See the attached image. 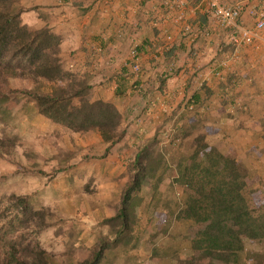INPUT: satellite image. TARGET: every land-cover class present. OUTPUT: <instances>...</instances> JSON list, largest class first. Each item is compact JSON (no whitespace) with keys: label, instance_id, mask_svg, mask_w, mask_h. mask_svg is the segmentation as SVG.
Instances as JSON below:
<instances>
[{"label":"trees","instance_id":"trees-1","mask_svg":"<svg viewBox=\"0 0 264 264\" xmlns=\"http://www.w3.org/2000/svg\"><path fill=\"white\" fill-rule=\"evenodd\" d=\"M23 8L19 0H0V74L27 80L28 86L15 90L29 97L39 114L72 132L93 130L105 143L103 154H107L124 136V130L119 129V123L110 125L107 121L104 111L114 102L106 93L110 89L115 101L122 102L126 96L144 91L143 80L132 71L128 59L127 65L116 69L98 64L101 49L93 51L91 47H85L82 58H75L73 51L62 49L60 38L49 27L23 28L16 21ZM119 29L116 37L124 39L127 28ZM148 42L146 36L144 43ZM164 54L168 57L171 52ZM242 77L237 70L230 71L218 86H230ZM154 80L158 81V89L164 90L166 76ZM215 91V87L202 83L189 99L195 107L209 106L214 99L220 101ZM182 100L173 113L178 116L174 137L178 142L189 141L184 144L175 173L182 187L181 202L175 201L177 209L171 211L180 231L158 247L159 254L170 259L161 264H264V199L256 201L255 189L248 183L259 169L218 147L201 159V153L221 135L202 132L198 113L179 111ZM256 103L248 110L254 112ZM260 125L264 128V119ZM155 137L158 145L153 151H148L147 144L129 150L133 152L132 157H126L131 174L117 209L102 220L108 225L106 239L100 240L89 257L68 264H108L127 251L124 240L137 220L136 206L142 199V169L151 185L164 178L166 163L162 156L165 158L169 146L159 143L163 136ZM168 189L171 193L169 183ZM154 200L158 203L159 195ZM53 220L43 203L34 206L30 202L29 194H18L13 199L0 193V264H64L33 236ZM105 240L108 248H104ZM246 240L252 245V261L245 254Z\"/></svg>","mask_w":264,"mask_h":264},{"label":"crops","instance_id":"crops-1","mask_svg":"<svg viewBox=\"0 0 264 264\" xmlns=\"http://www.w3.org/2000/svg\"><path fill=\"white\" fill-rule=\"evenodd\" d=\"M19 1L24 7L20 13L22 21L30 28L49 27L60 38L62 49L73 51L75 58L83 57L85 47L93 51L101 49L98 64L116 69L127 65L132 39L137 40L140 68L148 70L135 73L143 80L144 91L126 96L122 102L115 101L110 89L106 93L121 114L118 123L124 136L113 146L121 159L130 154L131 147L143 145L155 135L164 136L171 124L173 140L164 143L169 146L166 155L172 147H178V139L174 137V120L178 116L173 113L177 112L179 101L190 97L203 83L216 88L220 101L214 99L209 106L194 105L192 112L199 115L200 130L221 135L223 148L257 167L259 172L254 177L264 179V128L260 125L264 119V39L240 45L237 58L228 66L219 67L216 74L212 67L231 51L233 43L229 28L218 25L204 4L189 1L182 9L184 16L177 20L180 10L167 11L165 0ZM223 1L242 5L239 20L247 26L255 21L251 11L264 9V0ZM183 23H189L191 31L209 28L210 34H198L190 41L187 33L182 32ZM119 28H127L124 39L116 37ZM262 33L264 38V29ZM168 34L172 40L166 38ZM110 36L113 37L109 39ZM146 36L148 43H144ZM167 50L171 52L168 57L164 54ZM171 61L176 62V71L165 74ZM233 70L243 76L241 80H233L230 86H218ZM157 76H166L164 90L156 86ZM256 101V110H248ZM163 140L160 137L159 142Z\"/></svg>","mask_w":264,"mask_h":264},{"label":"rangeland","instance_id":"rangeland-1","mask_svg":"<svg viewBox=\"0 0 264 264\" xmlns=\"http://www.w3.org/2000/svg\"><path fill=\"white\" fill-rule=\"evenodd\" d=\"M16 21L23 28L29 27L20 15ZM28 85L27 80L0 74V193L12 195L13 199L18 194H29L34 206L43 203L49 209L53 222L32 232L33 236L42 248L68 264L89 257L100 240L106 239L108 225L102 220L117 209L131 174L130 162L121 159L113 147L103 154L105 143L93 130L72 132L39 114L34 102L15 90ZM104 112L110 125L120 120L115 104L108 105ZM156 139L149 138L145 143L149 152L158 145ZM187 141H180L165 158L162 156L166 163L164 178L154 180L153 185L146 182L142 169V199L136 206L137 220L124 240L127 251L108 264L169 262L159 254L158 247L180 231L171 211L177 209L175 201L181 202L182 187L175 180V173ZM223 141L217 140L200 158L211 154L215 147L225 150ZM248 182L255 189L256 201L264 199V179L252 177ZM157 195L158 203L154 200ZM107 246L105 240L104 248ZM245 254L252 261L248 240Z\"/></svg>","mask_w":264,"mask_h":264},{"label":"built area","instance_id":"built-area-1","mask_svg":"<svg viewBox=\"0 0 264 264\" xmlns=\"http://www.w3.org/2000/svg\"><path fill=\"white\" fill-rule=\"evenodd\" d=\"M189 1H193L196 5L204 4L210 14V16L224 28H229V37L230 41L233 43V48L231 51L225 53L223 57H221L215 66L212 67V71L216 74H219V67L228 66L229 63L234 61L238 56V48L242 44H250L255 42L258 39L263 38V29H264V9L256 8L252 10L255 21L251 26H247L241 23L239 20L240 13L242 10V5L240 3L235 4H226L223 0H165L164 5L167 11L173 9H179L180 12L176 15L177 20L182 19L184 16V11L182 10ZM182 32L187 33L188 38L192 41L198 34L209 35V28H204L201 31H191L192 26L189 23H183L181 25ZM168 40H172V36L170 34L166 35ZM133 43L129 49L128 60L131 65V69L134 73H137L140 70L139 63V54L137 48V40L135 38L132 39ZM176 71V62L171 61L167 64L165 69V74H173ZM201 78L205 79L204 75ZM194 111L193 102L187 97L182 105L180 106V110ZM176 116V115H175ZM168 132L163 136L162 145L166 141L171 142L172 139V124L169 127ZM174 142V141H173Z\"/></svg>","mask_w":264,"mask_h":264}]
</instances>
